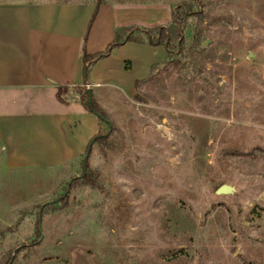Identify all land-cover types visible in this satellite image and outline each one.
<instances>
[{"label":"rangeland","instance_id":"obj_1","mask_svg":"<svg viewBox=\"0 0 264 264\" xmlns=\"http://www.w3.org/2000/svg\"><path fill=\"white\" fill-rule=\"evenodd\" d=\"M115 1L179 42L104 111L92 184L83 156L0 169V264H264V0Z\"/></svg>","mask_w":264,"mask_h":264},{"label":"crops","instance_id":"obj_2","mask_svg":"<svg viewBox=\"0 0 264 264\" xmlns=\"http://www.w3.org/2000/svg\"><path fill=\"white\" fill-rule=\"evenodd\" d=\"M102 0L85 41L88 54L102 51L116 27L155 25L146 5ZM95 0L0 1V169L54 168L81 159L100 129L96 115L58 85L83 82L82 43ZM167 56L162 45L127 41L94 63L88 87L94 101L112 110L133 98L136 81ZM127 65V67H126Z\"/></svg>","mask_w":264,"mask_h":264},{"label":"trees","instance_id":"obj_3","mask_svg":"<svg viewBox=\"0 0 264 264\" xmlns=\"http://www.w3.org/2000/svg\"><path fill=\"white\" fill-rule=\"evenodd\" d=\"M101 2L102 0H95V8L93 10L87 30L83 36V43H82L83 82L81 85H73V86L58 85L57 91H56V97L60 102L67 103L68 99L71 97L70 95L77 96L78 100L88 111H90L94 115H96V113L100 114L101 117L96 116L100 123L106 122V121H107L106 123H110L109 120L107 119V116L104 110L94 101L92 94H91V102L89 103L88 101V89H89L88 85H89V80H90V69L92 68L94 63L108 56L114 48L122 45L123 43L127 41L142 42V43H146L149 45H162L167 52L166 57H168L170 54V46H169L170 43L172 41L179 42L178 39L180 38L181 33H178L177 31H169L165 26H162V25L154 26L152 28H143V27L141 28V27H134V26L116 27L113 40L106 46L104 50L95 52L92 54H88L85 50V41H86V37L89 31L90 24L95 18L98 12V7ZM182 5L183 4L178 5L171 12V17L173 18L175 22H179V16L176 14V12L177 10L179 11L180 9H182ZM185 11L186 10L184 9L183 13ZM135 33L145 34L147 37L146 40L137 37L136 35H134ZM153 33L156 35L155 37L152 36ZM157 66L158 65H153L151 68V71H153ZM142 81L144 80L136 81L135 82L136 87ZM108 134H109L108 132L101 133L99 130L97 134L92 137L91 140H93V143L95 142L103 143L106 140ZM78 179L84 181V183H89V184L93 183L91 172H89L88 170L87 160L85 161L84 172L82 170L81 175L78 178H74L73 181L78 180ZM45 206H47V204H45ZM40 208H43V206Z\"/></svg>","mask_w":264,"mask_h":264},{"label":"water","instance_id":"obj_4","mask_svg":"<svg viewBox=\"0 0 264 264\" xmlns=\"http://www.w3.org/2000/svg\"><path fill=\"white\" fill-rule=\"evenodd\" d=\"M206 43L207 42H205V44ZM88 101H89V103L91 102V89L90 88L88 89ZM96 116L101 117L100 114H98V113H96ZM108 126H109V129H110V123H108ZM92 144H93V140H90V142L88 143V145L86 147V150L84 152V155H83V158H82V161H81V166H82L83 172L85 170V161L87 160V158L89 156ZM69 183H71V180L68 182L67 188L69 186ZM215 192L218 193V194L219 193H223V194L233 193L234 192V187L232 185H229V184H221L220 186L217 187ZM42 206L43 205H41V207ZM38 219L40 220V213L38 215ZM39 224H40V222H39Z\"/></svg>","mask_w":264,"mask_h":264}]
</instances>
